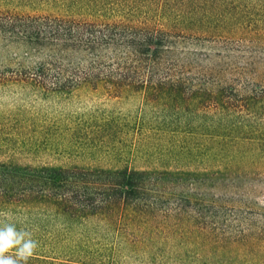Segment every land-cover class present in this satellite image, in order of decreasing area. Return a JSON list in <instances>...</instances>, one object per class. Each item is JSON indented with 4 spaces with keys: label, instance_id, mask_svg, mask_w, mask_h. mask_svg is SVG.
I'll return each mask as SVG.
<instances>
[{
    "label": "rangeland",
    "instance_id": "obj_1",
    "mask_svg": "<svg viewBox=\"0 0 264 264\" xmlns=\"http://www.w3.org/2000/svg\"><path fill=\"white\" fill-rule=\"evenodd\" d=\"M0 10L177 21L191 67H209L217 83L242 94L264 80V0H0ZM7 160L191 175L201 184L187 194L192 215L205 216L194 225L214 230L205 237L213 248L195 255L264 264V100L239 112L204 111L197 100H151L128 88L115 96L103 87L54 94L1 85ZM180 220L187 224L185 213Z\"/></svg>",
    "mask_w": 264,
    "mask_h": 264
},
{
    "label": "trees",
    "instance_id": "obj_2",
    "mask_svg": "<svg viewBox=\"0 0 264 264\" xmlns=\"http://www.w3.org/2000/svg\"><path fill=\"white\" fill-rule=\"evenodd\" d=\"M169 22L0 10V86L54 94L103 87L115 96L128 88L151 100H197L204 111L264 100V80L242 94L209 67H191L187 38ZM191 177L0 161V221L38 241L27 264H209L195 255L213 248L205 237L214 230L194 225L205 216L192 215L187 194L201 184ZM194 235L200 242L184 241Z\"/></svg>",
    "mask_w": 264,
    "mask_h": 264
},
{
    "label": "clouds",
    "instance_id": "obj_3",
    "mask_svg": "<svg viewBox=\"0 0 264 264\" xmlns=\"http://www.w3.org/2000/svg\"><path fill=\"white\" fill-rule=\"evenodd\" d=\"M37 247L30 231L18 228L17 222L0 221V264H27Z\"/></svg>",
    "mask_w": 264,
    "mask_h": 264
}]
</instances>
